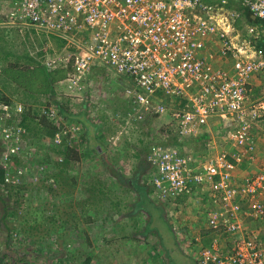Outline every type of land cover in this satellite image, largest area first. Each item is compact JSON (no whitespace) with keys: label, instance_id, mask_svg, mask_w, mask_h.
Instances as JSON below:
<instances>
[{"label":"rangeland","instance_id":"1","mask_svg":"<svg viewBox=\"0 0 264 264\" xmlns=\"http://www.w3.org/2000/svg\"><path fill=\"white\" fill-rule=\"evenodd\" d=\"M8 9L3 8V12L6 13ZM2 18L3 21H0L4 25H1L3 29H0V91L8 100L18 101L21 98L27 101L32 105V111H38L40 115L37 119L39 122L32 121V117L28 120L29 124L35 126L29 129L28 137V130L24 127V130L15 136L14 140L21 144V149L12 164L4 163L0 157V169H6L10 181L5 179V183H0L1 226L3 219H7L8 223L11 221V224L13 221L20 224L24 219L31 223L37 222V225L41 223L31 232L34 240L29 236L25 238L26 244L35 250L32 251L31 257L39 260L40 264H45L38 256L43 251L53 256L52 261L49 260L51 264H71L70 255L76 253H80L79 256L83 258L92 255V263L97 264H171L168 258L161 255L163 251L160 246L161 233L168 241L172 239V230L168 225L174 228L173 234L177 236L178 242H184L188 238L186 236L190 235L188 239L191 240L190 238L200 234L199 230L202 229L199 223L204 221L202 217H206L207 211L214 214L215 210L225 209L223 199L214 202L210 199L211 186L208 184L194 185L187 204L184 202L180 205L178 202L177 205L171 204L173 200L170 199L174 196L168 200L150 188V201L155 206H161L160 216L167 220L166 225L159 218L155 219L153 224L156 229H150L151 213L148 209L154 207L142 208L138 204L141 196L138 188L132 185L134 179L146 186L152 182L157 167L151 164L153 161L150 158V148L172 147L170 142L178 133L173 112L183 101L177 103L166 98L161 92L154 105L164 104L166 110L161 113L150 111L142 118L135 119V105L126 91L131 81L125 79L121 85H114L112 82L125 77L114 72L104 73L103 77H95L96 82L86 87V83L72 84L68 80L73 67L58 69L66 70L67 76L62 81L58 79L61 72L57 71V67L49 68L48 61L58 58L63 52L72 53V50L83 49L86 39L84 34L72 32V36L51 35L47 30L45 36L35 34L37 31L28 34L29 26L24 22L7 16V23H3L6 18ZM7 28H12L13 31L5 30ZM3 31L7 35L1 36ZM20 56L23 58H18ZM32 58L35 60L31 61ZM59 62L57 61L58 64ZM14 64L19 66L20 73L26 77V84H17L14 73L9 72L7 67ZM30 66L33 67L31 71L24 70ZM43 66L47 67L49 72L53 70V77L49 76L52 77V82L43 79ZM94 68L88 73L89 79ZM252 80L255 82L252 85L253 91L251 90L254 98H263L264 72L256 74ZM77 107H84L86 113L79 118L69 117ZM50 110L52 114L49 115ZM27 114L33 115L30 110ZM44 115L47 116L48 125L42 118ZM219 117H214L217 123L212 119L217 128L213 125L207 126L210 123L201 127V133L209 134V137H204L196 143L191 136L193 134L189 135L191 145L201 152V155L197 156V165L213 157L216 151L227 150L230 156L237 152L235 141L230 134L239 125H236L235 121L224 122V119ZM8 122L20 126L16 116ZM86 133L88 138H85ZM249 133L255 146L252 149L245 147L239 150L244 161L232 171L231 178L235 186L245 184L248 176L263 170L264 119H258L252 124ZM205 142L208 145H204ZM9 143L15 144L0 137L1 155L3 151L10 149ZM66 143L70 145L69 152ZM211 144L212 148L209 147ZM102 145L104 152L97 153L94 148L100 149ZM180 149L183 150L181 147ZM186 150L190 153L196 152L192 151V147ZM60 163L61 167L58 166ZM58 171L61 173L59 177L56 175ZM121 177L126 178L127 183H122ZM67 180L70 182H66ZM208 198L211 201L209 200L207 205L205 200ZM150 201H146V204L151 205ZM235 203L244 208L240 217L247 213L252 215L250 201L232 200L229 206ZM15 211L16 214H12ZM55 214L56 220L49 218ZM213 216H208V221ZM208 224L209 227L205 228L207 238L227 239L229 231L224 226L215 229L210 221ZM211 228L214 232L207 231ZM223 231L228 232L224 234ZM232 234L241 236L240 232L229 233L230 236ZM39 236L44 238L43 243L35 241V238H41ZM225 239L222 244L218 241L221 254L226 251L228 240L225 242ZM261 242L264 243V240ZM22 243L19 242L20 246L13 244L9 249L20 251ZM26 244L24 243L25 246ZM210 247L209 243H203L200 254ZM68 248L71 249V254ZM194 251L197 254L198 250ZM185 254L188 257L195 256L193 251H186ZM18 257L22 258L21 254Z\"/></svg>","mask_w":264,"mask_h":264},{"label":"built area","instance_id":"2","mask_svg":"<svg viewBox=\"0 0 264 264\" xmlns=\"http://www.w3.org/2000/svg\"><path fill=\"white\" fill-rule=\"evenodd\" d=\"M241 1L253 16L264 20V0ZM230 2L0 0V12L9 8L4 14L24 23L39 24L47 31H88L83 49L53 58L48 61L49 68L71 65L73 72L68 80L72 84L87 83V75L94 66L128 77L131 85L126 91L135 105L134 118H142L150 111L164 112V104L154 105L162 92L177 103L186 101L185 106L173 112L182 136L189 138L201 133V127L214 117L237 122L238 128L230 134L237 150L234 156L220 150L197 165L196 157L182 155L176 147L153 146L150 158L157 172L152 183L156 193L164 198L194 185L208 184L209 197L214 201L223 199L225 209L210 213L209 217L214 215L210 224L215 229L224 226L230 233L240 232L241 236H235L226 245L224 254L215 238L211 247L201 252V264H264V243L257 233H246L245 217H240L243 206H229L232 200L250 201L252 215L264 220V163L263 170L248 176L245 184L235 186L231 178L232 171L244 161L239 150L255 146L250 127L264 119V97L255 99L250 88L253 76L264 72V50L249 37L256 27H248L247 36L235 32L229 22L238 17L230 9ZM228 54L234 59L232 67L217 63L218 57ZM23 109L21 104L0 101V137L15 143H9L10 149L2 153L6 164H12L19 154L21 144L14 138L24 130L22 125L8 121L15 116L19 120L17 111ZM5 123L9 125L4 126Z\"/></svg>","mask_w":264,"mask_h":264},{"label":"trees","instance_id":"3","mask_svg":"<svg viewBox=\"0 0 264 264\" xmlns=\"http://www.w3.org/2000/svg\"><path fill=\"white\" fill-rule=\"evenodd\" d=\"M229 7L230 9H232L233 11H235L236 13V16L238 17V21H241L242 19L249 23V24H253V25H256L259 27V37H257L256 41H257V45L259 46V48H262L264 50V20L262 19H259L257 17H253V15L249 12V10H247V8L245 7V5L242 3L241 0H231L230 4H229ZM234 8H237L234 9ZM6 15V14H5ZM8 16V15H7ZM5 19V18H4ZM8 18H6L7 20ZM4 23H7L6 21ZM26 25L29 26V30L27 31L28 34L31 33V31H37L35 34L37 35H43L45 36L46 33V29L42 28L39 24H29V23H25ZM27 27V26H25ZM8 30V29H7ZM88 31H85V30H75L73 32V34H84V38L88 39L89 37V34L87 33ZM48 33V32H47ZM5 32H2L1 36H5ZM49 34L51 35H55V34H64L62 33L61 31L59 30H49ZM72 34V35H73ZM7 35V34H6ZM65 35H69V34H65ZM71 34L69 36H72ZM36 38H34L35 40ZM85 39V40H86ZM85 42V41H84ZM44 43V41H43ZM41 42V46H43V44ZM73 52H76L77 50H72ZM11 53V52H10ZM9 53V54H10ZM16 54V53H15ZM18 58H23L22 56L18 57ZM34 58L31 59V61L33 60ZM35 60V59H34ZM19 66H16V64L14 65H10L8 66V70L9 72H13L14 73V78H16V83L18 84L19 82H23L24 84H26V77L20 73V70L18 69ZM47 69V67H46ZM37 70L39 71L40 70V67L37 68ZM58 71V69H57ZM58 73V72H57ZM46 74L48 76H52L54 75L53 73V70L52 71H47ZM125 77V76H123ZM126 78V77H125ZM127 79H129L127 77ZM0 81H1V77H0ZM125 82V79H121V84H124ZM1 84V82H0ZM165 96V95H164ZM166 97V96H165ZM167 98V97H166ZM6 96L5 94L3 95V92L0 91V101H6L7 103L9 104H12V105H17V104H21L23 105L24 109L22 111H17V113L20 114V118H19V123L20 125H22L24 128H27V132H26V136L28 137L29 135V132L30 130L29 129H32V128H35V126H33L32 124H29L28 123V120L31 119L32 117V121H36V122H39L37 119H38V115L39 112L37 111H32L33 108H32V105H29V103L21 98L18 99V101H12V100H8L6 99ZM27 100V99H26ZM185 101V100H183ZM179 107H183L184 106V102H181L179 103ZM28 110H30L31 113H33V115L31 114H27ZM54 113V112H53ZM52 114L51 110L49 111V115ZM43 120H45V124L48 125V122L46 121V118L47 116L44 115V117H42ZM90 126V125H88ZM210 135L209 134H203V133H197V134H194L193 135V138L195 140V142H199L202 138L204 137H209ZM85 138H88V133L85 134ZM171 146L172 147H176L177 150H178V153L182 154V155H188V154H192L194 157L197 158L198 155H201V152L200 151H197L195 148L196 146L194 145H191L192 142H190V140L186 137V136H182L180 134V132H178L176 135H174L173 137V140H171ZM195 143V144H196ZM209 143V142H208ZM204 145H208L206 144V142L204 143ZM70 145H68L66 143V148L68 149L67 152H69L70 150ZM180 147L183 149L181 150ZM188 147H192V151H196V152H186V148ZM73 149V148H72ZM151 150L149 151V153H151L153 151V148L151 147L150 148ZM207 149V148H206ZM94 150H97V153H103L104 152V145H102L99 148H94ZM0 157H2L1 153H0ZM151 164H153L151 162ZM58 166H62V163L58 164ZM6 169L5 168H1L0 169V183H5V176H6ZM118 172V171H117ZM56 175L57 177H59L61 175V173L58 171L56 172ZM121 182L122 183H127V179L126 178H123L121 177ZM135 182H133V187L134 188H138L139 192H140V196H141V200L139 201V206H141L142 208H148L149 206L150 207H154V209L150 208L148 210H150V216H151V219H150V224H149V228L150 229H154L155 226H154V220L159 218L161 221H163L165 224L167 223L166 219L163 218L162 216H160L161 212H162V208L161 206H155L154 203H152V201H150V188L151 190L155 191V187L153 185L152 182H150L147 186L144 185V184H140L136 181H138L137 179H134ZM66 182H70V181H66ZM195 186H191V189L194 190ZM149 189V191L146 192V190ZM191 189L190 190H184L182 192H179V193H176V194H173V195H169L167 197V199L169 200V198L171 196H174V198L170 199V200H173L171 201V204H176L177 205V202L178 204H184V202H186L187 204V198L191 197ZM3 201H5L3 198H1ZM150 201L152 204L151 205H148V203L146 204V201ZM6 206V205H5ZM16 214V211L15 212H12V214ZM55 215L49 217V218H52V219H55ZM10 217H11V214H10ZM50 219V220H52ZM3 223L2 225L4 226H1V221H0V264H40L39 263V260H34L31 255L33 254L32 251L34 252L35 250H32V247H30L29 245L26 244L25 242V238H27L26 236H29L31 237V232L33 230H36V227H39L41 225L38 224L37 225V222H29L27 220H21L20 221V224H16L14 221L12 222L11 224V221L8 223L7 219H3ZM46 220V219H45ZM49 220V219H48ZM56 220V219H55ZM167 225V224H166ZM168 227L172 230V239L171 240H167L165 238V235H163L161 233V248H162V253L161 255H164L165 258L171 262V264H201L200 263V253L198 254H195V251L194 249H197L198 250V240L194 241L195 239L193 238H190L191 240H189L188 238L191 237L190 235H188L187 237L188 238H184L185 241L183 242L179 240H177V236L174 235V228L171 227V225H168ZM156 229V228H155ZM179 231V230H178ZM175 232H177V230L175 229ZM176 236V237H175ZM35 237H38V236H35ZM34 237V238H35ZM41 237V236H39ZM29 239V238H28ZM30 239H33L32 237ZM188 239V240H187ZM34 240V239H33ZM22 241L23 243L21 245L25 246L24 243L26 244V246L24 248H26V250H24V248H22L23 246H21V249L20 251L18 250H13V249H9V247H11L13 244H16L17 246H20L19 245V242ZM35 241L37 243H43L44 241V238H35ZM189 241H192V242H189ZM15 245V246H16ZM188 245V246H187ZM14 246V247H15ZM68 251L70 252L71 254V249L68 248ZM186 251H193V254L195 255L194 257L193 256H187L185 254ZM21 254L22 258H19L18 256ZM80 254V253H79ZM79 254L77 255V253L75 255H70V258L69 260L71 259V264H97L95 262L92 263V260H93V257L92 255H88V257H80ZM39 259L40 261L44 262L45 264L48 262L49 263V260L52 261V258L53 256L50 255L48 252H40L39 253ZM16 257V258H15ZM19 258V260H18ZM197 258V259H196ZM51 264V263H49Z\"/></svg>","mask_w":264,"mask_h":264},{"label":"crops","instance_id":"4","mask_svg":"<svg viewBox=\"0 0 264 264\" xmlns=\"http://www.w3.org/2000/svg\"><path fill=\"white\" fill-rule=\"evenodd\" d=\"M2 13V12H1ZM1 15V19L0 20H2L3 21V16L6 18L7 17V15H5V14H0ZM254 17V16H253ZM9 19V18H8ZM7 19V20H8ZM7 20H6V22H7ZM239 19L237 18L236 20H233L232 22L230 21L229 23H232L233 25H234V27H235V32H244L245 33V35L247 36V28L249 27H256V30H255V32H253V36H249L250 37V39H251V41L255 44V46L256 47H259L258 45H257V41H256V39H257V37H259V33H260V31H259V27L258 26H256V25H253V24H249V23H247V22H245L243 19L241 20V21H238ZM4 23V22H3ZM1 25H4V24H2V22L0 21V29H3V28H1ZM230 24H225L224 26L225 27H228ZM5 28V27H4ZM7 29H10V30H12L13 31V29L12 28H7ZM7 29H5V30H7ZM4 30V31H5ZM3 31V32H4ZM8 31V30H7ZM6 33V32H5ZM222 58V59H221ZM217 63L218 64H220V65H222V66H225V67H227V68H230V67H232V65H233V63H234V59L232 58V56L230 55V54H228V56H224V57H218L217 58ZM95 68H94V70H92V72L93 73H91L92 75H91V77H90V79H89V77H88V75H87V83H86V87L88 86V85H92V82H96V80L99 78V77H103L104 76V73H111L112 71H108V70H106L105 68H102V67H100V66H94ZM33 69V67H31L30 66V68L29 67H26L24 70H32ZM63 69H67V67L66 68H63ZM41 70L44 72H41V74L44 76V80H48V81H50V82H52V77L51 78H49V76L46 74V72H47V69L43 66V67H41ZM58 72H61L60 73V75H58V79L60 80V81H62L63 79H65L66 78V76H67V73H66V70H58ZM110 76V75H109ZM97 78L96 80H94V78ZM112 79H114V78H112ZM124 79H127V78H124ZM128 80H130V79H128ZM59 81V82H60ZM131 81V80H130ZM254 81H255V79H254ZM252 79L250 80V88H251V90L253 91V84L255 83ZM45 82V81H44ZM112 82H114V85H116V84H118V85H121V79H116V80H112ZM111 82V83H112ZM183 102H186V101H183ZM184 106H185V104H184ZM79 108H80V110H79ZM77 107V109L75 110V112H72V115H69V117H74V118H79V117H82L83 116V114L84 113H86L85 111V108L84 107ZM81 112V113H80ZM214 120V118H211L210 119V121H209V123H210V125L208 124H205V125H207V126H211V125H213V127L214 128H217V127H215V124L213 123V120ZM214 122H215V120H214ZM213 123V124H212ZM215 123H217V122H215ZM219 124V123H218ZM218 124H217V126H218ZM190 198V197H189ZM189 198H187V201H188V199ZM210 199L211 200H213L211 197H210ZM209 198L207 199V200H205L206 202H207V205H208V203L211 201ZM210 200V201H209ZM213 202H214V200H213ZM186 203V202H185ZM206 217H202V220H204L203 222H201V223H204V224H201V223H199L200 225V228L202 229V230H199V233L200 234H197V235H195L194 236V241H196V240H198L199 242L197 243L198 244V251H197V254L198 253H200V250L202 249V245H203V243H209V245H212V242H213V240H212V237H210V238H207L206 236V234H207V232H206V227H209V224H208V216H209V212L207 211L206 213ZM189 216V215H188ZM245 223H246V225H245V229H246V233L247 234H253V233H257L258 234V237H259V239L260 240H264V220H258V219H256L253 215H250V213H247L245 216ZM204 218V219H203ZM186 231H187V229H185ZM207 231H210V232H214V230L211 228V229H209V230H207ZM224 232V234L226 233V232H228V231H223ZM230 233V232H229ZM229 233H228V236L226 237L227 239H225V237L222 239V238H220L219 239V241H221V244H222V242H224V239H225V242L228 240L229 242L228 243H230V242H232L233 241V239H234V237L236 236V234H232V236H230L229 235ZM224 234H222V236H225ZM215 236V235H214ZM187 237V236H186ZM193 239V238H192ZM229 239H231V240H229ZM188 240V239H187ZM189 242H191V241H189ZM227 243V244H228ZM226 244V245H227ZM225 245V246H226Z\"/></svg>","mask_w":264,"mask_h":264},{"label":"clouds","instance_id":"5","mask_svg":"<svg viewBox=\"0 0 264 264\" xmlns=\"http://www.w3.org/2000/svg\"><path fill=\"white\" fill-rule=\"evenodd\" d=\"M234 9H236L237 10V8H234ZM255 17V16H254ZM72 34V33H71ZM70 35V34H69ZM64 53V52H63ZM67 53V52H66ZM69 53V52H68ZM72 53H73V51H72ZM63 55V54H62ZM62 55H58V56H62ZM71 67V65H69L67 68H70ZM60 68H66V67H64V66H58L57 67V69H60ZM73 70V69H72Z\"/></svg>","mask_w":264,"mask_h":264},{"label":"bare ground","instance_id":"6","mask_svg":"<svg viewBox=\"0 0 264 264\" xmlns=\"http://www.w3.org/2000/svg\"><path fill=\"white\" fill-rule=\"evenodd\" d=\"M222 59V58H221ZM221 142V141H220ZM227 151V150H226ZM157 195V194H156ZM172 197V196H171ZM170 199V198H169ZM229 242V241H228Z\"/></svg>","mask_w":264,"mask_h":264}]
</instances>
